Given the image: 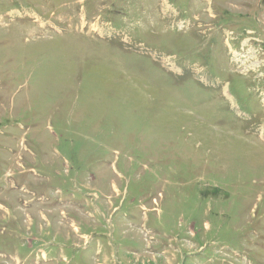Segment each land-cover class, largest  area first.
<instances>
[{
	"label": "rangeland",
	"instance_id": "374dc122",
	"mask_svg": "<svg viewBox=\"0 0 264 264\" xmlns=\"http://www.w3.org/2000/svg\"><path fill=\"white\" fill-rule=\"evenodd\" d=\"M0 264H264V0H0Z\"/></svg>",
	"mask_w": 264,
	"mask_h": 264
},
{
	"label": "bare ground",
	"instance_id": "6f19581e",
	"mask_svg": "<svg viewBox=\"0 0 264 264\" xmlns=\"http://www.w3.org/2000/svg\"><path fill=\"white\" fill-rule=\"evenodd\" d=\"M249 55V54H248ZM245 58H247V57H245ZM247 60V59H246ZM248 60H249V57H248ZM244 61V63H245V59L243 60ZM251 63V62H250ZM257 63V62H256ZM252 66V65H251ZM246 67H248L247 65H246ZM249 68V67H248ZM257 68V67H256Z\"/></svg>",
	"mask_w": 264,
	"mask_h": 264
}]
</instances>
